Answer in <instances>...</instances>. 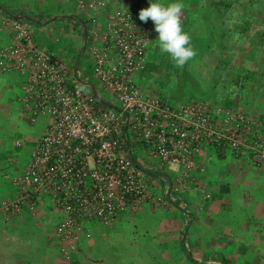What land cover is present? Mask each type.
<instances>
[{"label":"crops","instance_id":"0c3cea01","mask_svg":"<svg viewBox=\"0 0 264 264\" xmlns=\"http://www.w3.org/2000/svg\"><path fill=\"white\" fill-rule=\"evenodd\" d=\"M137 2L150 6V0H108L107 12L124 11ZM181 2L183 30L190 35L197 55L182 67L177 66L178 76L172 74L168 82L160 83L165 64L163 58L159 62L156 58L169 54L160 51L158 33L154 30L146 69L136 77L140 89L146 95L159 96L174 104L205 102L219 121L228 111H241L264 133V89H261L264 85L259 79L254 80L251 91L239 95L238 79L223 76L220 81L213 77L216 72L209 75L201 72L206 69L219 72L223 64L226 69L234 67L228 58L224 59V53L222 61L213 59L218 50H232V45L222 44L226 35L219 23L222 4L230 5L232 1ZM59 4L66 6L61 12ZM90 16L78 7L76 0H0V51L13 40L14 33L8 24L13 18L28 23L34 33L38 31V37L47 45L44 48L56 55L57 48L53 47L57 46V24L60 26L62 18L69 23L76 20L74 32L77 28L83 49L77 51L75 64H65L70 73L80 72L85 87L97 89L80 65L90 46L100 43L92 37ZM33 25L38 28L33 29ZM228 33L231 35V30ZM200 56L206 60L203 62ZM26 80V74L0 66V112L8 114L15 103H20ZM99 92L103 97H111L108 91ZM20 107L19 118L23 119L25 113L30 121ZM20 143L14 145L18 147ZM139 151L138 157L154 176L159 199L144 202L111 226L92 223L89 235L80 240L78 249L67 254L72 256L70 264H264V168L254 164L247 152L237 154L230 149L209 148L194 157L191 170L183 171L177 165H160L147 149ZM29 161L26 159L25 169ZM177 181L182 183L180 191L171 194V184ZM45 203L26 216L24 213L6 216L0 212V264H53L55 258L58 264L65 262L62 258L65 254L55 237L60 214ZM53 211L57 212V221L48 230ZM29 216L33 221H28ZM42 218L48 221L43 222Z\"/></svg>","mask_w":264,"mask_h":264},{"label":"built area","instance_id":"2783aa9c","mask_svg":"<svg viewBox=\"0 0 264 264\" xmlns=\"http://www.w3.org/2000/svg\"><path fill=\"white\" fill-rule=\"evenodd\" d=\"M91 14L93 71L111 97L83 84L55 53L36 43L26 22H8L13 40L0 51V66L27 75L22 105L30 121L44 115L49 123L32 151L20 191L4 201L1 214L36 212L47 200L60 214L55 237L63 254L75 251L92 223L111 226L144 202L157 198L154 176L135 147L147 149L160 165L183 171L209 148L247 152L264 168V133L240 112L219 121L205 102L174 104L146 95L136 81L146 69L154 22L139 19L137 2L107 12L108 0H76ZM181 181L173 182L171 194ZM170 196V195H169ZM159 199V198H157Z\"/></svg>","mask_w":264,"mask_h":264},{"label":"rangeland","instance_id":"374dc122","mask_svg":"<svg viewBox=\"0 0 264 264\" xmlns=\"http://www.w3.org/2000/svg\"><path fill=\"white\" fill-rule=\"evenodd\" d=\"M231 1L232 4L230 5L222 4V9H220L221 11H219L220 13L218 11L217 12L220 15V29L221 31H224V35H226L222 38V44L224 46L227 45V47L232 45V50H226L224 48L223 52L218 50L217 54H213V59H215L216 62V59L221 58L222 61L224 56V59L228 58L231 65L234 67L231 68L232 70L226 69L225 64H223V67L218 70L220 73L217 72V69H215V71L206 69L202 70L201 72H205L206 75L211 74V72H216L215 76H212L215 80L220 79V81H222L221 79L223 78L221 77L223 76L224 79H229L230 77L234 80L238 79L237 87L238 93L240 95V93H244L245 91L249 92L252 88H254L253 84L255 79H259V81H261V84L264 85V0ZM62 6L64 5L59 4V7H61V9H58V11L61 12L66 7L64 6L62 8ZM64 20L65 19L62 18L60 26L59 24H57V46H54L53 48H57V56L61 58L65 63L67 62L69 64H75L78 61V56L76 55V53L80 47L83 49V45L80 41L81 39H78L79 32H77V28L76 32H74V25L75 23H77V21L71 20L72 22L69 23ZM66 23H68L69 25ZM59 27H61V29H59ZM36 28L38 27L33 25V29ZM228 30H231V35H229ZM38 34V31H35V33L33 31L32 35L36 43L40 44V46L44 48L47 45H45L46 43L43 39H40L38 37ZM41 37L44 38V36L42 35ZM96 44L98 47L102 46V43L98 42ZM221 53H224V55L222 56ZM169 57L171 56H158L156 58L158 62L161 60V58H163V62L165 64V69L163 73L160 74V83L168 82L172 74L174 75V77L178 76L177 65L173 60L170 61ZM200 57L203 62L204 60H206L205 56ZM221 63L222 62H220V64ZM215 64L219 65V63ZM80 65L82 68L87 70L88 76L91 78L92 83L95 84L97 89L99 91H103L104 93L105 91L107 92V90L103 88L99 80L94 75L93 61L91 59L90 53L87 52L83 54L80 60ZM217 73H222L223 75H218ZM136 81L139 85L138 79H136ZM261 89L264 88L261 87ZM20 103L22 106V100L20 101ZM20 103H15L12 111L8 114L0 112V167L2 169L0 170V206L4 201H11L15 199L19 194V178L21 176H24L26 170L23 165L26 164V159L31 160L32 151L36 143L38 144L39 140L38 139L36 141V139L44 134V131L46 130L48 125V120L44 115L38 117V122L34 124L29 121L25 113V117H23V119H20V112L18 111ZM16 106H19L16 109L17 112L15 111ZM22 109L23 108H21V110ZM234 112L242 113L241 111ZM251 124L253 123L251 122ZM17 141L18 143L21 142L18 147L14 145V143H16ZM3 142H6L5 146L2 145ZM135 153L136 156L140 154L138 147H135ZM15 154L22 156H16ZM49 205L53 208V205L49 202V200H47V206ZM23 213L26 216L31 212L28 209H25ZM54 213L55 214H53V218H51L52 224L48 225V230H50L51 226L55 225L57 221V212ZM28 219V221H33L32 216H29ZM41 221L45 222L48 220L42 218ZM27 227L29 230H31V227L28 224ZM75 251H72L71 253ZM58 256L59 255H57V257ZM64 256L65 255H63L62 258L63 260H66H64L65 262H63L62 264H70L69 262L70 260H72V256H69L71 259L68 257V255L67 258H65ZM53 264H58L56 258Z\"/></svg>","mask_w":264,"mask_h":264},{"label":"clouds","instance_id":"9594fccd","mask_svg":"<svg viewBox=\"0 0 264 264\" xmlns=\"http://www.w3.org/2000/svg\"><path fill=\"white\" fill-rule=\"evenodd\" d=\"M181 0L164 3L162 0H150V6L142 9L139 19L145 23L151 19L158 33L160 51L171 56L177 66L185 65L197 55L190 43V35L183 30Z\"/></svg>","mask_w":264,"mask_h":264},{"label":"trees","instance_id":"16d2710c","mask_svg":"<svg viewBox=\"0 0 264 264\" xmlns=\"http://www.w3.org/2000/svg\"><path fill=\"white\" fill-rule=\"evenodd\" d=\"M215 148H217L218 150H220L221 148H219V147H215ZM253 161V160H252ZM253 163L255 164V162L253 161ZM86 236V235H85Z\"/></svg>","mask_w":264,"mask_h":264},{"label":"water","instance_id":"95a60500","mask_svg":"<svg viewBox=\"0 0 264 264\" xmlns=\"http://www.w3.org/2000/svg\"><path fill=\"white\" fill-rule=\"evenodd\" d=\"M88 35V33L86 32V36Z\"/></svg>","mask_w":264,"mask_h":264}]
</instances>
